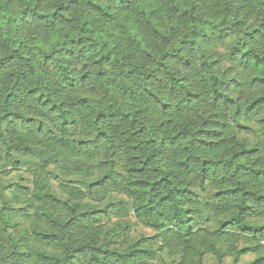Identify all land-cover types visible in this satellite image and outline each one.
Wrapping results in <instances>:
<instances>
[{
	"label": "clouds",
	"instance_id": "obj_1",
	"mask_svg": "<svg viewBox=\"0 0 264 264\" xmlns=\"http://www.w3.org/2000/svg\"><path fill=\"white\" fill-rule=\"evenodd\" d=\"M97 3L110 15L105 17L99 9H93L92 5ZM118 5L119 0H78L77 11L69 16H87L93 31L106 32L114 44L121 45L115 55L117 58L124 56L125 60L119 64L113 61L107 69L102 66L99 70L105 75L97 77V69L92 61L103 54V49L87 50L88 43H91L89 41L79 46L86 49L82 58L59 53L49 60L48 64L57 65L62 70L48 76L42 72L46 65L40 49L49 47L50 33L66 34L73 26L60 23L59 18L38 20L31 11L24 16L23 24L19 17L24 9L31 10L37 6L40 10L54 9L57 0H0V58L11 55L13 49H19L15 52V61L21 71L29 73L27 86L31 87L35 82L45 97H50L52 103L58 105L50 113V105L41 107L33 97L24 93L20 106L14 109H5L0 98V115L5 111H16L42 124V131L37 136L38 143L33 145L39 149L34 163L39 165L42 160L49 161L48 171H41L43 178L52 185L69 187L68 177L63 173L73 156L86 159L94 166L97 175H109L102 185L93 187L91 195L88 194V177H75L83 182L75 186L76 199L84 203L87 197L89 204L122 201L128 215H120V206L117 205L107 209L101 219L110 223V218L115 216L121 224L131 221L130 231L147 226L146 230L155 237L147 241L155 258L146 259V264H165L168 258L176 260L177 264L181 258L186 264H197L201 259L200 253L206 252L207 245L197 248L187 244L183 250L176 247L179 243L176 238L183 231L177 227L176 213L183 216L185 210L191 209L192 227L204 229L198 235L205 239L210 235L207 230L215 226L217 212L223 210L231 215L238 211L234 207L238 203L235 198L230 204L219 207L220 200L214 198L218 185H213L209 174L205 173L208 178L203 184L200 183V162L226 161L242 148L254 145L260 149L258 162L255 159H238L235 163L264 168V136L260 135V131H264V99H260L264 97V79H252L253 76L264 78V0H184L182 7L190 10L189 16L178 20V13L176 16L169 14L157 21L162 34L152 40H143V50L131 41L125 43L119 25L129 17H138L136 30L142 35L140 28L143 17H139V13L144 9L151 10L152 5L136 4L126 14L120 13ZM189 39L195 43L180 44L181 40ZM178 46L180 51L174 53L175 59H167L164 67L152 72L163 52ZM244 51L248 55L242 57ZM213 61L216 63L213 64ZM84 65L88 67L84 68ZM129 67L135 69L131 75L126 71ZM84 71L90 73V79L82 83L79 76ZM150 72L151 77L145 79ZM69 76L73 78L71 88L66 79ZM82 97L86 98V104L80 103ZM98 115L101 118L96 120ZM206 119L219 121L227 125V129L204 127ZM65 120L75 123L65 125ZM13 123L19 125L21 122ZM237 125H247L255 132L250 135L238 129ZM198 131L201 134L198 135ZM216 132H221L222 139L228 143L210 152L212 146L199 144V141ZM174 136L175 140L172 139ZM80 138L91 143L77 145L76 141ZM149 140L155 143L149 144ZM2 142L9 144L19 141L9 139L5 133ZM81 148L85 152L83 157L80 156ZM0 155L3 153L0 152ZM148 157L151 159L144 166L145 175L129 171L141 166L140 161ZM189 157L192 159L188 165H182L181 162ZM153 168L159 169L156 176L147 174ZM242 172L243 169L237 171L231 166L225 168L223 163L217 168V175L228 179L229 185L238 184L242 191L264 195V177L260 184H253L241 178ZM53 176L58 179L53 180ZM157 176L171 181L170 184L165 181V192L171 198L154 207L151 216H140L134 210L143 199L140 196L143 189L137 191L134 182L155 179ZM32 178L29 175V179ZM189 185L195 196L175 195L174 189ZM25 198L31 202V193ZM149 198L157 201L158 193H149ZM50 211L53 215L57 214L56 208H50ZM143 211L140 208V212ZM249 214L253 217L251 222L264 224V201H254ZM7 219L5 217V222ZM205 220L210 223L205 224ZM243 222L242 217L239 222L233 221L222 230L224 236L230 239L214 249L213 260L216 264H230L231 260L240 264L245 254L241 253L238 257V248L243 242L253 240V237V242L259 245L258 253L264 255V229L257 233L241 231L240 223ZM219 236L220 233H217ZM109 238L115 239L116 232H112ZM120 239L123 240L124 236ZM57 243L65 246L70 241L62 239ZM211 251L208 249V252ZM203 259L207 261L208 255ZM260 264H264V261Z\"/></svg>",
	"mask_w": 264,
	"mask_h": 264
},
{
	"label": "trees",
	"instance_id": "obj_2",
	"mask_svg": "<svg viewBox=\"0 0 264 264\" xmlns=\"http://www.w3.org/2000/svg\"><path fill=\"white\" fill-rule=\"evenodd\" d=\"M136 4L152 5L151 10L144 9L139 13V17H143L140 28L142 35L138 34L136 30L138 17H129L119 25V28L125 43L131 41L141 50L145 47L143 40H152L162 34V28L157 21L169 14L176 16L177 13L179 15L176 18L184 20L189 16L190 11L182 7L184 0H119L118 8L121 14H126ZM77 6L78 0H57V6L54 9L40 10L37 6L31 10L24 9L20 14L21 24H23L24 16L31 11L32 15L38 20L43 21L47 17H51L53 20L59 18L60 23L73 26L72 30L66 34L50 33L48 36L49 47L40 49L46 65L42 68L45 75H55L62 70L57 65L48 64L49 60L59 53L82 58L86 54V49L79 46L89 41L91 43H88L87 50L90 51L93 48L103 49V54L92 61L97 69L95 71L97 77L105 75V72L99 70L102 66L107 69L113 61L119 64L125 60L124 56L117 58L115 55L117 48L121 45L114 44L112 38L106 32L93 31L87 16H72L70 18L69 14L76 12ZM92 7L103 12L105 17L110 15L99 3L93 4ZM221 23L226 22L221 21ZM253 31H258V29ZM246 35H250V33H246ZM117 39H120V37H117ZM194 43L195 41L192 39L180 41L181 45ZM17 51L19 49H13L11 55L0 58V98H2L3 107L5 109L19 107L21 95L26 93L27 96L33 97L39 106L50 105L48 108L50 113L55 111L58 105L52 103L50 97L46 98L45 93L40 87L36 86L35 82L31 87L27 86L29 73L21 71L17 66L15 61V52ZM179 51V46L164 51L156 66L153 67L152 72L164 67L167 59H175L174 53ZM247 55V51L241 53L242 57ZM212 63L215 64L216 62L213 61ZM83 67L87 68L88 65ZM126 71L128 75H131L135 69L129 67ZM150 77L151 72L145 76V79ZM66 79L69 81L68 87H73V78L69 76ZM89 79L90 73L88 71H84L79 76V81L82 83ZM252 79L264 78L253 76ZM225 99L228 100L229 98L225 97ZM260 99H264V97ZM80 103L86 104V98L82 97ZM100 118L98 115L96 120ZM13 121H20L21 123L16 125ZM73 123L75 122L64 121L65 125ZM25 125H28V127H25ZM209 126L227 129V125L220 124L219 121L210 122L206 119L204 127ZM42 127L41 123L33 122V118L24 113L5 111L3 115H0V129H2L0 131V152L3 153V155H0V264H146V259L155 258V254L147 243V241L155 239L152 233L150 236L141 234L137 240H134L130 231L131 221L121 224L115 216L110 218V223L101 219L102 214L106 215L107 209L114 208L117 205L120 206V215H128V209L124 208L122 201H117L115 204L112 202L89 204L87 197L84 198V203L77 201L74 189L76 185H82L83 182L75 179V177H88L87 188L88 194L91 195L94 186H100L109 179L108 174L97 175L94 166L89 164L86 159H77L73 156L68 161L66 170L63 173L68 177L67 185L69 187L52 185L50 181L43 178V171H48L50 163L42 160L39 165H36L34 161L39 149L33 146L38 143L37 136L41 133ZM237 127L250 135L255 132L247 125H237ZM140 131L143 132L144 130L140 129ZM5 133H7L9 139L15 138L19 142L3 143L2 138ZM197 134L199 135L201 132L198 131ZM100 135L104 134L100 133ZM132 135L135 136L136 133L133 132ZM222 135L221 132H216L208 136L207 139L199 141V144L211 145L209 151L215 152L228 143L227 140L222 139ZM260 135L264 136V131H260ZM172 139L175 140L176 137L174 136ZM89 143L91 141L84 138L76 141V144L80 146ZM148 143L154 144L155 141L149 140ZM161 143H163L162 140ZM259 153L260 149L258 147L249 145L236 152L229 160H203L200 162V183L203 184L204 180L208 178L205 173L209 174L213 185H218V190L214 192V198L220 200L219 207L222 208L225 203L230 204L232 199L235 198L238 203L234 207L238 211L231 215L223 210L217 212L215 226L207 230L210 235H207L205 239H201L198 235L204 232V229L199 227L193 229L192 227V217L189 215L191 209L185 210L183 216H180L179 212L176 213V217H178L177 227L183 229L181 235L176 238L179 241L176 247L183 250L184 245L187 244L197 248L203 244L207 245L206 252L200 253L201 259L197 261V264H216L213 260L214 249L217 246H223L225 240L230 239L224 236L222 230L231 225L233 221L239 222L243 217L244 222L240 223L241 231L247 230L251 233H257L264 229V224L251 222L253 217L249 214L253 202L264 201V195H257L255 192L247 190L242 191L238 184L229 185L228 179L217 175V168L223 163L225 168L231 166L237 171L243 169L242 179L247 180L249 183L260 184L262 182L261 178L264 177V168L247 167L246 164L235 163L238 159L245 161L255 159V162H258ZM84 154V149L81 148L80 156L83 157ZM150 159L151 157L141 160V166L131 168L129 171L133 174L145 175L146 168L144 166L148 164ZM191 159L189 157L187 160L182 161V165H188ZM102 163H107V161ZM158 171L159 169L153 168L148 170L147 174L156 176ZM29 175L33 178L29 179ZM52 179L56 180L58 177L53 176ZM166 180L168 184L171 183L170 180L162 176H157L155 179L135 181L134 188L137 191L143 189V191H140V196L143 199L134 211L139 213L140 216H151L154 207H159L163 201H169L171 197L165 192ZM53 188L56 189L55 192ZM173 191L177 197L183 194H187L189 197L195 196V193L191 190V185L188 187L181 186ZM153 192L158 193L157 201L149 198V193ZM29 193H31V202L25 198ZM50 208H56L57 214L53 215ZM140 208H143L144 211L140 212ZM5 217L8 218L7 222H5ZM204 223L209 224L210 221L205 220ZM117 229H122V231ZM143 229H147V226ZM112 232H116L115 239L109 238ZM217 233H220L219 237H217ZM121 236H124L123 240L120 239ZM62 239L70 241V243L60 246L57 242ZM254 239L253 237V240L245 241L239 246L237 256L239 257L241 253L245 254L241 258L240 264H260L261 261H264V255L258 253L259 245L253 242ZM208 249H212V251L208 252ZM206 254L208 259L204 261L203 258ZM165 264H177V261L168 258ZM179 264H186V262L181 258ZM230 264H236V261L231 260Z\"/></svg>",
	"mask_w": 264,
	"mask_h": 264
},
{
	"label": "rangeland",
	"instance_id": "obj_3",
	"mask_svg": "<svg viewBox=\"0 0 264 264\" xmlns=\"http://www.w3.org/2000/svg\"><path fill=\"white\" fill-rule=\"evenodd\" d=\"M131 232H132V238L134 240H137L141 234H144L147 236L151 235V232L147 231L146 229H141V228H136L135 231H131Z\"/></svg>",
	"mask_w": 264,
	"mask_h": 264
}]
</instances>
